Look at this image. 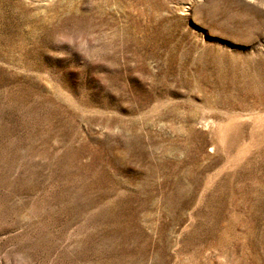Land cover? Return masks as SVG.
I'll use <instances>...</instances> for the list:
<instances>
[{"label":"rangeland","instance_id":"1","mask_svg":"<svg viewBox=\"0 0 264 264\" xmlns=\"http://www.w3.org/2000/svg\"><path fill=\"white\" fill-rule=\"evenodd\" d=\"M0 264H264V0H0Z\"/></svg>","mask_w":264,"mask_h":264}]
</instances>
